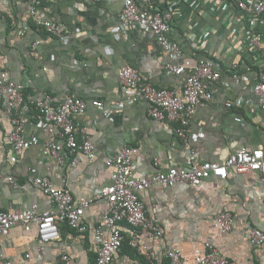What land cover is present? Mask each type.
Segmentation results:
<instances>
[{
  "label": "crops",
  "instance_id": "0c3cea01",
  "mask_svg": "<svg viewBox=\"0 0 264 264\" xmlns=\"http://www.w3.org/2000/svg\"><path fill=\"white\" fill-rule=\"evenodd\" d=\"M192 1L152 0L159 11L173 3V39L184 53L183 69L188 71L197 59L207 57L216 63L222 82H229V66L233 63L251 83L256 69L264 66V22L244 17L232 0H200L197 11L190 7ZM122 6L123 0H52L43 5V12L67 30L66 39L57 41L26 22V0H0V73H7L16 82H29L26 99L49 94L57 101L67 91L85 100L88 108L76 121L85 128L95 152L92 162L82 159L76 167H70L66 155L65 165H57L44 154V145L59 140L32 116L24 137H34L38 143L14 162L5 137L9 119L0 115L1 210L18 213L31 206L39 212L50 210L53 205L49 199L33 185L38 176L48 177L57 187L65 180L74 200L92 199L110 183L111 169L105 166V160L125 145L131 148L134 177L184 162V149L170 124L150 118L142 105L117 106L124 100L116 78L121 65L133 67L156 88H174L182 78L164 71L165 54L148 36L135 29L126 36L121 33ZM25 23L26 33L20 36L18 31ZM251 32L261 36L260 51H254L246 42ZM211 90L213 102L198 109L190 123L197 159L223 162L240 147L255 149L263 145L264 112L255 108V98L242 86L226 88L219 83ZM238 97L245 99L240 109L224 107L225 102H235ZM94 100L103 102L109 118L102 117L101 111L91 105ZM8 176L21 189L8 186ZM139 198L147 215L159 219L165 234L157 239L139 235V243L149 250L151 262L124 244L115 264H162L169 246L192 256L202 252L205 243L224 255L229 264H264V247L254 248L247 241L250 228L264 229V187L254 173L236 175L229 171L225 180L208 179L195 187L154 186ZM221 212L233 216V228L226 234L220 233L215 224ZM104 213V203L93 202L82 218L86 233L79 235L63 228L60 239L52 243L39 241L35 225H16L7 236H0V250L12 264H59L64 248L75 264L91 263L93 229L102 223Z\"/></svg>",
  "mask_w": 264,
  "mask_h": 264
},
{
  "label": "built area",
  "instance_id": "2783aa9c",
  "mask_svg": "<svg viewBox=\"0 0 264 264\" xmlns=\"http://www.w3.org/2000/svg\"><path fill=\"white\" fill-rule=\"evenodd\" d=\"M51 1L26 0L25 20L52 39L63 41L66 39V26L47 18L43 12V5ZM232 1L244 17L264 22V0ZM200 4V0H193L190 7L197 11ZM172 7L173 3H170L167 9L159 11L155 9L152 0H123L120 13L121 33L126 36L130 29H135L148 36L165 54L164 71L167 74L181 75L182 78L174 88H156L133 67L121 65L117 69L116 78L124 100L117 106L123 108L125 103L142 105L150 118L170 124L184 149V162L164 171L134 177L131 148L125 145L114 156L105 160V166L111 169L110 183L101 188L92 199L82 197L74 200L70 190L65 187V180L61 181L62 186L57 187L46 176L35 177L33 185L49 199L53 207L39 212L35 206H31L18 213L0 209V236H7L10 229L19 224L35 225L42 243L58 241L61 225L82 235L87 231L82 222L84 213L93 202H103L105 213L102 223L93 229L94 260L86 264H115V257L125 242L136 255L151 262L149 250L139 243V235L148 239L161 238L165 234V228L159 219L147 215L146 207L139 198L147 189L178 184L195 187L208 179L225 180L229 171L236 175L254 173L259 185L264 187V144L255 149L240 147L223 162L199 161L189 134L194 113L213 102L215 95L211 87L215 84L221 83L226 88L232 85L242 86L255 98V108L264 112V66L256 70L251 83L238 73L237 66L233 63L229 66V82H222L216 63L207 57H200L193 67L188 71L184 70L181 65L184 53L173 39ZM27 27V23L22 25L18 35H24ZM246 42L254 51L261 50L260 35L251 32ZM29 87V82H16L7 73H0V115H6L9 119L5 137L14 162L19 161L23 151L38 143L34 137L29 140L24 137L25 126L32 116L59 140V143L48 141L44 145V154L51 157L57 165H65L66 155L70 157V167H76L82 159L92 162L95 158L94 146L85 128L76 121L87 110L88 103L67 91L57 101L49 94L26 99L25 91ZM244 104V97H238L235 102H225L224 107L227 110L240 109ZM91 105L101 111L102 117H110L102 101L94 100ZM156 165H159L157 160ZM5 182L12 189H21L11 176ZM215 224L220 233H229L234 225L233 216L229 212H221L216 217ZM247 241L254 248L264 247V229L250 228L247 231ZM203 248L202 252L187 256L181 249L169 246L164 251L162 264H229L228 259L210 243H205ZM0 264H12L1 250ZM59 264H75L65 248L60 255Z\"/></svg>",
  "mask_w": 264,
  "mask_h": 264
},
{
  "label": "trees",
  "instance_id": "16d2710c",
  "mask_svg": "<svg viewBox=\"0 0 264 264\" xmlns=\"http://www.w3.org/2000/svg\"><path fill=\"white\" fill-rule=\"evenodd\" d=\"M260 67H261V66H260ZM256 70H257V69H256ZM63 228H64V230H69L65 225H63L62 227L60 226V230L63 229ZM124 244L127 245L126 242H125ZM124 244H123V245H124ZM123 245H122V247H123ZM122 247H121V248H122ZM127 247H128V246H127ZM128 248H129V247H128ZM129 249H130V248H129ZM130 250L135 254V252H134L132 249H130Z\"/></svg>",
  "mask_w": 264,
  "mask_h": 264
}]
</instances>
